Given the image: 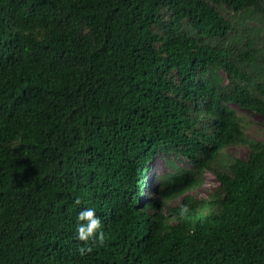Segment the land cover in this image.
<instances>
[{"label": "trees", "instance_id": "trees-1", "mask_svg": "<svg viewBox=\"0 0 264 264\" xmlns=\"http://www.w3.org/2000/svg\"><path fill=\"white\" fill-rule=\"evenodd\" d=\"M234 105L264 119V0H0V264H264V141ZM159 153L189 166L147 200Z\"/></svg>", "mask_w": 264, "mask_h": 264}, {"label": "rangeland", "instance_id": "rangeland-1", "mask_svg": "<svg viewBox=\"0 0 264 264\" xmlns=\"http://www.w3.org/2000/svg\"><path fill=\"white\" fill-rule=\"evenodd\" d=\"M237 110L238 114L245 120V133L252 139L264 141V119L258 114L243 110L238 106H232ZM234 158H246L248 148L243 145L230 147L227 150ZM174 162L179 166L188 167L189 161L179 156H167L159 153L153 160L146 176L144 193L145 199H157L156 189L160 187V179L162 176L171 173L168 163ZM218 186L217 179L211 171H205L202 176L201 184L193 189L190 194L198 199H203L208 196ZM177 201H173L170 205H175Z\"/></svg>", "mask_w": 264, "mask_h": 264}, {"label": "clouds", "instance_id": "clouds-1", "mask_svg": "<svg viewBox=\"0 0 264 264\" xmlns=\"http://www.w3.org/2000/svg\"><path fill=\"white\" fill-rule=\"evenodd\" d=\"M75 203L80 204V199L77 198ZM75 236L76 239L83 242H104L105 232L103 230V222L94 207H84L78 212ZM80 251L83 253L85 249L81 247Z\"/></svg>", "mask_w": 264, "mask_h": 264}]
</instances>
